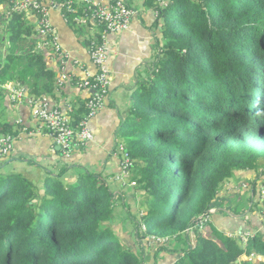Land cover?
<instances>
[{
  "label": "trees",
  "instance_id": "obj_1",
  "mask_svg": "<svg viewBox=\"0 0 264 264\" xmlns=\"http://www.w3.org/2000/svg\"><path fill=\"white\" fill-rule=\"evenodd\" d=\"M51 1L62 13L65 0ZM148 3L158 9L161 41L114 137L132 161L130 180L145 191L143 213L124 218L125 208H117L124 193H113V182L99 172L83 170L67 183L65 167L55 174L43 168L41 183L0 173V264H158L168 252L178 253L164 264H264L263 215L255 213L247 227V212L223 215L219 196L242 170L257 173L252 196L257 180L264 182V164H257L264 162V0H168L165 8ZM170 7L172 19L166 16ZM13 13L0 22L6 23L0 44L3 36L10 42L1 51L0 94L4 83L16 80L28 94L52 97L55 73L41 52L32 51L33 29ZM87 113L77 98L69 113L75 130ZM4 114L0 101V133L13 136ZM206 216H219V228H202L214 237L198 234V220ZM123 220L134 228L132 245L112 225ZM245 228L250 235L242 243ZM147 237H153L148 244H160L153 255L142 248ZM163 237L170 246L157 241Z\"/></svg>",
  "mask_w": 264,
  "mask_h": 264
},
{
  "label": "crops",
  "instance_id": "obj_2",
  "mask_svg": "<svg viewBox=\"0 0 264 264\" xmlns=\"http://www.w3.org/2000/svg\"><path fill=\"white\" fill-rule=\"evenodd\" d=\"M124 1L136 12L127 29L120 32L110 31L105 34L109 85L104 106L88 121L93 140L86 144L81 141L74 142L70 157H62L59 145L55 142L54 137L42 127L41 122L33 116L30 104L25 99L10 104L2 89L0 101L2 109L5 111L4 119L12 124L13 131L16 133L13 134L10 153L5 157H0V173H4L5 170L8 171L6 173H21L23 176L41 183L46 172V170L42 171L43 168H48L55 174L65 167L62 179L66 183L72 182L82 170H87L102 173L103 176H107L108 182H113V185L118 184L119 180L116 179V176L120 171L121 154L115 147L117 144L114 139L116 128L127 109L132 90L138 81L147 77L161 41L160 27L156 28L155 26L157 21L153 15V9L148 3L149 0ZM9 3L10 1L7 0L4 5H0L1 15L6 13ZM5 5L6 10H4ZM53 9L49 12L50 21L56 30L60 45L68 55V61L64 59V63L61 65V62L54 59L52 46L46 45L43 56L47 67L55 73L54 84L56 86L52 97L44 96L50 104L57 106L71 104L74 107L77 98L85 101L91 91L77 87V81L83 79L85 71L95 72L89 58L88 46L92 34L94 36L100 27L94 22L78 26L71 25L58 9ZM16 14L20 15L33 29L30 38L34 44L32 51L36 52V18L34 13ZM5 27L6 23L1 24L0 34H3ZM9 45L10 42L3 36L0 54L1 51L6 52ZM5 52L1 54V58L5 56ZM61 66H64L69 75L73 76L72 79L65 80L63 83L59 82ZM15 81L9 82L15 84ZM236 175H238L237 179L240 183L245 180L240 179L239 172ZM232 179L231 189L233 190V187L239 184L233 185ZM260 181H262L261 178ZM252 191L253 189L250 190V195L253 194ZM214 217L215 225L219 228L221 225L220 219L217 218L219 216ZM234 218L237 216L234 215ZM258 229H261V224ZM174 254L168 252L167 259ZM166 260L164 258L162 263Z\"/></svg>",
  "mask_w": 264,
  "mask_h": 264
},
{
  "label": "built area",
  "instance_id": "obj_3",
  "mask_svg": "<svg viewBox=\"0 0 264 264\" xmlns=\"http://www.w3.org/2000/svg\"><path fill=\"white\" fill-rule=\"evenodd\" d=\"M9 1L10 5L6 13H2L3 17H8L12 12L19 14L34 13L36 18L35 36L37 38L35 50L44 55L43 51L46 45H51L56 61L61 62V65H63L64 59L68 61V55L60 45L56 30L50 21L49 12L56 7L52 1L49 0L47 3H44L42 0ZM154 1L159 8H165L168 4V0ZM61 5L63 6L61 14H63L65 20H71L77 25H81L83 21H87L88 23L94 22L103 28L100 38L95 34L90 38L88 46L89 58L95 72L85 71L83 79L77 81V87L91 90L84 101L88 113L80 123L79 130H75L70 124L69 113L73 110L71 104L57 106L50 104L45 97L46 95L42 97L28 95V88L22 81H15V84L8 81L1 88L4 90L10 104L23 101L24 99L30 104L33 116L54 137L55 142L60 147L62 156L69 158L74 142L81 141L86 144L93 140V134L88 127V121L104 106L105 97L108 93L109 75L106 67L108 52L105 34L110 31L120 32L127 29L136 11L129 7L124 0H107L106 2L103 0H65ZM64 13H68L69 17ZM153 15L155 17L158 15V9L153 10ZM60 69V83L72 79L73 76L69 75L68 70L64 66H61ZM12 139L13 136L0 133V157H5L10 153ZM118 152L122 155L118 174V178L120 179L127 175L132 161L123 145L120 144L118 146ZM261 192L262 194L264 193V185ZM260 199H262V196ZM262 215L264 217V207Z\"/></svg>",
  "mask_w": 264,
  "mask_h": 264
},
{
  "label": "rangeland",
  "instance_id": "obj_4",
  "mask_svg": "<svg viewBox=\"0 0 264 264\" xmlns=\"http://www.w3.org/2000/svg\"><path fill=\"white\" fill-rule=\"evenodd\" d=\"M4 10H6V5L4 6ZM172 12H173V8L172 7L168 8L166 10V16L169 19L173 18ZM68 21L72 22L71 20H68ZM72 23L75 26H78L74 22H72ZM86 23L88 24L87 21H83L81 23V25H85ZM0 30H1V28H0ZM92 36H93V34H92ZM18 52L21 53L22 51L18 50ZM28 95H31V96L33 95L34 97H37L34 94H28ZM117 151H118V149H117ZM121 158H122V155H121ZM257 164L258 165H263L264 162L262 160H259ZM6 172H8V171L5 170L4 173H6ZM131 174H132V169L129 168L127 175L125 177H123V178L118 179L119 181L118 182L116 181L118 183L117 185H113V183H112V185L110 187H111V191H114L113 193L119 192V191L124 193V197L121 200V203L116 202V204L118 203L117 204V208H119V207L120 208H125V211L122 213L124 218H126V216H128V217L131 216L132 218H130V220L132 221L133 218L138 217V213L140 215L143 213V211L140 212L139 210L141 209L140 208V203L145 198L144 197L145 196V191L140 190L139 188H137L136 184L133 181L130 180L129 177H130ZM239 175H240V179H245V180H243L240 183V181L237 179L238 175H236L232 179V182H233V185H235L236 183H238L239 185L236 186V187H233L234 188L233 190L231 189V179H229L228 181H226L222 185L221 190H220L221 193H219L221 200H223V202H221L222 203L221 208H223L225 210V213H223V215L228 213L231 216H234V215H236V216H245L244 212H247L246 214L248 216L246 215L245 219H242V220H244V222H247V227H249L250 226L249 220H251V218L256 215L255 213H258V214L262 215V209L264 207V193L262 194L261 189H262V186L264 185V182L260 181V180L259 181L257 180V183L255 185V193H256V195H255L256 197H255V196H252V194L250 195V190H252V187H253L252 183L256 181L257 173L254 170H249V171L242 170V171L239 172ZM77 176H78V174L76 175V178H77ZM76 178H74L72 182H74L76 180ZM261 196H262V199H260ZM251 197L254 198V200H256V201L252 200ZM249 202H250V204L248 205ZM215 211H216L215 208H213V209L210 210V213H214ZM240 213H243V214H240ZM237 220H239V219H237ZM198 222L200 224L199 227H198V230H201L205 226V223H208V225H210V226H215L216 227V225L214 223V220L209 218V216H206L203 219L202 222L199 219ZM231 222L233 223V221H231ZM112 225H114V228H115L116 232H118L119 235L129 236L128 242H129L130 245L133 244L132 237H134V231H133L134 228L130 224V221L129 222L128 221H126V222L124 221L123 225H122L121 221L120 222H115V224H112ZM226 225H229V222H227ZM122 226H125L128 229V231H127L126 228H124ZM245 229H247V228H245ZM249 232H250V230L247 229L242 234H240V238H241V242L242 243H245L247 241V237L250 235ZM199 233L205 234L206 236L208 235L209 237L213 236L212 229H209V230L206 229L204 231L202 229V231L198 232V234ZM226 235L227 236H235V235L228 234V233H226ZM190 236H191L190 237V242H193L194 238H193L192 235H190ZM152 238L153 237H147V238L144 239L146 245H143V243H142L143 241L141 240V244L143 246L142 248L143 249L145 248V251L148 252V254H150V255L155 254L156 251H157V246L160 245V244H154V243H149L148 244L147 240H151ZM135 240H136V238H135ZM157 241L158 242L165 241V242H162V243L163 244H167L168 246H170V243L166 241V237L158 238ZM178 243L182 244L181 241H178ZM171 245H174L175 248H178V246H179V245H177L175 243H173V244L171 243ZM259 259H262V258H259ZM159 260H161V262L158 263V264H164V262L162 263V261L164 260L163 258H159ZM151 261H153V260L147 261V264H153ZM155 262H157V257H156L154 263Z\"/></svg>",
  "mask_w": 264,
  "mask_h": 264
},
{
  "label": "water",
  "instance_id": "obj_5",
  "mask_svg": "<svg viewBox=\"0 0 264 264\" xmlns=\"http://www.w3.org/2000/svg\"><path fill=\"white\" fill-rule=\"evenodd\" d=\"M2 18H3V17H2L1 14H0V22L2 21Z\"/></svg>",
  "mask_w": 264,
  "mask_h": 264
},
{
  "label": "clouds",
  "instance_id": "obj_6",
  "mask_svg": "<svg viewBox=\"0 0 264 264\" xmlns=\"http://www.w3.org/2000/svg\"><path fill=\"white\" fill-rule=\"evenodd\" d=\"M3 17V15H1ZM4 18V17H3Z\"/></svg>",
  "mask_w": 264,
  "mask_h": 264
}]
</instances>
